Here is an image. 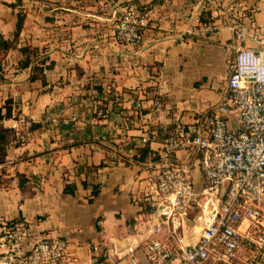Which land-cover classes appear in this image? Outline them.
Returning a JSON list of instances; mask_svg holds the SVG:
<instances>
[{"label": "crops", "instance_id": "1", "mask_svg": "<svg viewBox=\"0 0 264 264\" xmlns=\"http://www.w3.org/2000/svg\"><path fill=\"white\" fill-rule=\"evenodd\" d=\"M214 1L201 11L198 0H0V219L67 239L76 264L113 248L124 264L131 250L146 259L158 225L140 198L169 159L162 139L176 119L191 124L222 102L236 57L221 10L231 0ZM236 1L251 36L264 0ZM126 7L151 21L136 47L114 37ZM25 48L35 57L20 68ZM170 160L204 186L203 153Z\"/></svg>", "mask_w": 264, "mask_h": 264}, {"label": "built area", "instance_id": "2", "mask_svg": "<svg viewBox=\"0 0 264 264\" xmlns=\"http://www.w3.org/2000/svg\"><path fill=\"white\" fill-rule=\"evenodd\" d=\"M215 5L198 0L201 11ZM222 8L238 45L226 94L193 123L176 119L162 139L169 159L140 198L158 226L144 245L146 259L131 250L127 264H264V26L250 36V11L242 2L231 0ZM150 24L146 14L126 7L114 19L115 40L136 47ZM249 38L259 50L246 46ZM142 143L149 144L148 137ZM181 152L204 154L200 190L185 166L170 160ZM37 224L0 219V264H76L69 241L37 232ZM89 264L124 263L113 248L95 253Z\"/></svg>", "mask_w": 264, "mask_h": 264}, {"label": "trees", "instance_id": "3", "mask_svg": "<svg viewBox=\"0 0 264 264\" xmlns=\"http://www.w3.org/2000/svg\"><path fill=\"white\" fill-rule=\"evenodd\" d=\"M24 19H25V15L23 14H19V18H18V24H17V32L19 33L23 27V23H24ZM17 33V34H18ZM22 53L24 55V60L22 61V63H20V68H27L30 65V62L32 61L31 56L35 57V51L25 48L22 49ZM36 71H39L38 73L40 74V77H44L43 76V69H36ZM38 78V76H32L31 80H36ZM143 154L144 156L147 154V150L143 149ZM66 192H71V190L69 188H66ZM98 194V188H95L93 191V195L97 196Z\"/></svg>", "mask_w": 264, "mask_h": 264}]
</instances>
